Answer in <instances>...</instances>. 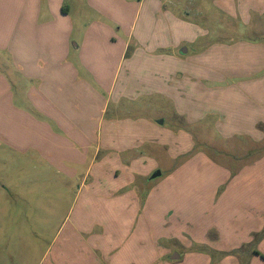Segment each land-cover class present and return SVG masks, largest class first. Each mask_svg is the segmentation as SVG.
Listing matches in <instances>:
<instances>
[{"label":"crops","instance_id":"0c3cea01","mask_svg":"<svg viewBox=\"0 0 264 264\" xmlns=\"http://www.w3.org/2000/svg\"><path fill=\"white\" fill-rule=\"evenodd\" d=\"M200 2L264 24V0H0L1 196L30 172L41 187L76 183L38 264H242L252 244L246 262L264 264V45L205 48L189 18ZM153 96L182 125L214 119L234 156L259 157L214 163L165 121L122 120V102ZM157 145L192 158L142 197ZM170 192L211 204L212 220L172 210ZM175 241L186 246L172 260Z\"/></svg>","mask_w":264,"mask_h":264},{"label":"rangeland","instance_id":"374dc122","mask_svg":"<svg viewBox=\"0 0 264 264\" xmlns=\"http://www.w3.org/2000/svg\"><path fill=\"white\" fill-rule=\"evenodd\" d=\"M198 8L200 13H192L191 16L189 15V18L192 23L195 22L194 24L196 26H200L206 31L202 39V45L205 48L209 49L213 44L233 46L237 43L247 41H256L257 44L264 45V24L260 25L262 27L260 29L259 27L256 28L253 23L245 25L242 21L236 20L233 17L230 20L227 14L207 2H200ZM252 38L253 40H250ZM196 50H200L199 47L195 48L194 52ZM235 58L239 59V56H232L234 65L238 66L239 63ZM239 60L243 62L242 59ZM161 97H141L137 104L126 101L122 102V111L120 113L122 120L131 118L141 123L144 120L156 122L159 120L165 121L163 127L165 130L176 132L184 130L192 139L195 147L194 153L201 152L208 156V160L214 163L219 161L230 166H236V159L240 158L241 161L243 160V162L249 163L259 157V152L255 150V147L252 148V154L248 153L237 157L234 156L233 153L237 152L235 143L225 140L219 134L214 119L208 118L196 125L189 123L185 124L186 126L182 125L178 121L175 115L176 113H173L175 108H173L171 102ZM190 154L192 153L173 158L167 153L166 148L157 145L156 158L152 159L156 164V170L151 174L148 181L141 183L139 192L142 193V197L151 186L155 187V184L167 176L170 170L186 162ZM3 163V158L0 155V166H3ZM205 167L203 168L206 169ZM157 171H160L162 178H153L154 173ZM203 174L207 175V172ZM29 175L30 178L27 183L24 184L21 182V184L23 183V187L11 186L7 196L2 197L0 193V264H38L43 251L48 248L56 231L64 224L65 218L74 206L70 200L76 192L75 182L71 181L67 184L60 185V181H57L56 187H50L49 185H46L47 187H41L37 185V177L35 174L30 172ZM208 178H210L209 173ZM178 189H181V187ZM62 192L65 193L62 194ZM176 192L177 189L174 190V193ZM167 199L168 205L172 210L179 212L181 208L180 212H185L190 214V216H205L210 221L212 220V205L207 206V202L199 204L198 207H194V200H190L189 204L186 203V205H183L184 198H182V192L181 201H179V196L171 192ZM78 207H81V205ZM221 220L224 223L226 222V220ZM205 223L209 224L207 220H205ZM176 242L174 244L173 255H180L181 249L178 246L186 245H181ZM204 247L206 252L212 254L210 247L207 245ZM246 247H242L239 249L240 251L238 250V254L243 259L242 264H249L246 260L250 258L253 249L256 248L254 244L248 248ZM198 250V246L192 245L188 250V254H197Z\"/></svg>","mask_w":264,"mask_h":264},{"label":"water","instance_id":"95a60500","mask_svg":"<svg viewBox=\"0 0 264 264\" xmlns=\"http://www.w3.org/2000/svg\"><path fill=\"white\" fill-rule=\"evenodd\" d=\"M160 123L163 124V121H161ZM160 176H161L160 171H157L156 173H154L153 178H157V177H160ZM179 258H180V256L176 254V255H174L172 257V260H176V259H179Z\"/></svg>","mask_w":264,"mask_h":264},{"label":"trees","instance_id":"16d2710c","mask_svg":"<svg viewBox=\"0 0 264 264\" xmlns=\"http://www.w3.org/2000/svg\"><path fill=\"white\" fill-rule=\"evenodd\" d=\"M263 258H264V256H263Z\"/></svg>","mask_w":264,"mask_h":264}]
</instances>
